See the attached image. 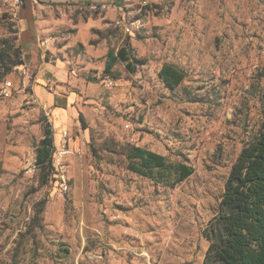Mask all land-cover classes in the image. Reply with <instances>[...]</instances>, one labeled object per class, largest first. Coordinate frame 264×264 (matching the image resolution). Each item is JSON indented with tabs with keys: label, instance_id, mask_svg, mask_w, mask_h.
<instances>
[{
	"label": "rangeland",
	"instance_id": "obj_1",
	"mask_svg": "<svg viewBox=\"0 0 264 264\" xmlns=\"http://www.w3.org/2000/svg\"><path fill=\"white\" fill-rule=\"evenodd\" d=\"M147 1L134 15L143 22L135 37L106 11L63 6L37 13L42 35L78 79L64 88H78L86 105L78 126L66 131L67 193L54 172L44 176L36 165L35 123L25 153H17L16 125L36 107V73H29L26 90L22 67L0 75V88L6 81L15 86L11 99L0 96V264H203L204 229L263 120L264 0ZM16 19L0 2L2 52L19 46ZM127 40L145 64L131 73L120 62L114 86L106 88L107 55ZM166 63L187 74L176 90L159 78ZM131 146L186 162L195 172L175 188L158 184L127 169ZM43 206L41 226L29 233Z\"/></svg>",
	"mask_w": 264,
	"mask_h": 264
},
{
	"label": "trees",
	"instance_id": "obj_2",
	"mask_svg": "<svg viewBox=\"0 0 264 264\" xmlns=\"http://www.w3.org/2000/svg\"><path fill=\"white\" fill-rule=\"evenodd\" d=\"M20 45L8 46L0 51V75L5 77L24 64ZM134 73L145 64L138 58L129 40L107 55L105 74L118 78L119 63ZM186 72L173 64H164L159 78L170 90H176L186 79ZM264 77V75H263ZM262 123L258 133L244 145L225 182L224 193L216 214L210 219L203 235L208 242L203 264H264V87L262 89ZM81 120L83 117L81 116ZM44 125L43 136L36 147V165L44 176L53 174L52 156L55 151L54 131L51 124ZM127 169L169 188H175L195 169L186 162H173L167 157L140 146H131L127 154ZM44 206L31 221L28 232L41 226L40 216ZM13 264L23 263L15 259Z\"/></svg>",
	"mask_w": 264,
	"mask_h": 264
},
{
	"label": "crops",
	"instance_id": "obj_3",
	"mask_svg": "<svg viewBox=\"0 0 264 264\" xmlns=\"http://www.w3.org/2000/svg\"><path fill=\"white\" fill-rule=\"evenodd\" d=\"M24 0L17 13V27L19 29L18 41L23 52L24 64L29 73H36V81L33 86L31 100L36 104L31 113L22 112L20 122L17 123L18 132H21L20 148L17 153L23 154L26 151V139L29 132L30 122L35 123L36 128L43 136L44 115L49 114L48 121L54 131L55 145L62 140L63 131L73 130V125L78 126L81 114L85 112L86 105L81 97L78 88H64L66 83L78 85V79L73 75L69 76L68 60L58 55V47L42 35L41 24L37 19L40 10H47L52 7L74 6L90 8L93 5L108 4L111 7L106 11V16L115 21L121 15H135L140 9L141 0ZM161 1V0H155ZM11 6L7 0H0ZM116 5V8L113 6ZM55 79L56 87L48 91L47 83ZM81 85H83L81 83ZM66 86V85H65ZM15 106H13L14 108ZM40 138V140H41ZM39 140V141H40ZM73 142L71 147L73 149ZM15 153V152H14Z\"/></svg>",
	"mask_w": 264,
	"mask_h": 264
},
{
	"label": "built area",
	"instance_id": "obj_4",
	"mask_svg": "<svg viewBox=\"0 0 264 264\" xmlns=\"http://www.w3.org/2000/svg\"><path fill=\"white\" fill-rule=\"evenodd\" d=\"M7 2L11 3L10 9L11 13L14 17H17L18 9L24 3V0H7ZM37 4V0L34 1ZM140 9H147L149 7V3L147 0H141L140 2ZM111 6L108 4H101V5H93L90 8L96 11H107ZM116 8V5L113 6ZM133 15H121L118 19L114 21V24L117 28L122 30L127 35L135 37L137 32L141 30L143 27V22L140 18L136 19ZM22 74L24 76V81L22 82L21 86L23 90L31 87V79L29 77V71L26 67L22 69ZM103 84L106 88H112L115 84V80L110 76H105L103 80ZM15 93V86L11 81H6L2 84L0 88V96L3 99H11ZM49 116V114H47ZM69 140H68V132L63 131L62 133V140L61 142L56 145L55 151L52 156V167L53 172L56 174V178L58 181L59 188L61 192L67 193L70 189V178L67 173V158L70 154L69 150ZM34 169H27L26 173H33Z\"/></svg>",
	"mask_w": 264,
	"mask_h": 264
}]
</instances>
